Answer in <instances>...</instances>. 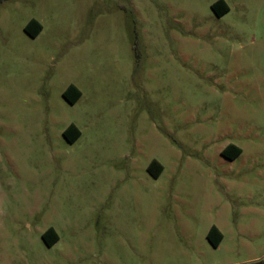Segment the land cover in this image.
<instances>
[{
	"label": "rangeland",
	"instance_id": "374dc122",
	"mask_svg": "<svg viewBox=\"0 0 264 264\" xmlns=\"http://www.w3.org/2000/svg\"><path fill=\"white\" fill-rule=\"evenodd\" d=\"M215 1L0 3V264L264 257V0Z\"/></svg>",
	"mask_w": 264,
	"mask_h": 264
},
{
	"label": "trees",
	"instance_id": "16d2710c",
	"mask_svg": "<svg viewBox=\"0 0 264 264\" xmlns=\"http://www.w3.org/2000/svg\"><path fill=\"white\" fill-rule=\"evenodd\" d=\"M3 1L5 0H0V3ZM212 8L216 12V14L219 16H223L224 14L230 11V6L226 2V0L215 1L212 4ZM42 30H43L42 23L35 18H32L25 25V31L33 37H37L41 33ZM63 95L70 102L75 103L82 96V91L76 85L70 84L63 92ZM81 134H82L81 130L78 128V126L75 123H71L64 130V135L71 142H75L81 136ZM242 151L243 150L240 146L235 145V144H230L226 149L222 151V154H224L226 157L230 159H236L238 156L241 155ZM148 169L155 177H159L163 171V165L158 160L155 159L150 163ZM42 237L47 243V245L49 246L54 245L60 239V236L54 227H49L42 234ZM207 237L209 241L215 247H218L220 243L222 242L224 235L222 231L216 225H213L210 228L207 234ZM250 264H264V257L261 259L255 260L251 262Z\"/></svg>",
	"mask_w": 264,
	"mask_h": 264
},
{
	"label": "flooded vegetation",
	"instance_id": "af4514ba",
	"mask_svg": "<svg viewBox=\"0 0 264 264\" xmlns=\"http://www.w3.org/2000/svg\"><path fill=\"white\" fill-rule=\"evenodd\" d=\"M212 9H213V8H212ZM230 144H233V143H229V144H227V145L223 148V150L226 149ZM223 150H222V151H223Z\"/></svg>",
	"mask_w": 264,
	"mask_h": 264
},
{
	"label": "crops",
	"instance_id": "0c3cea01",
	"mask_svg": "<svg viewBox=\"0 0 264 264\" xmlns=\"http://www.w3.org/2000/svg\"><path fill=\"white\" fill-rule=\"evenodd\" d=\"M229 144V143H228ZM243 150V149H242ZM243 152V151H242ZM242 154V153H241ZM224 238V237H223Z\"/></svg>",
	"mask_w": 264,
	"mask_h": 264
}]
</instances>
